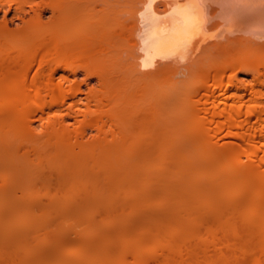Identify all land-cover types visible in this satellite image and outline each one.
<instances>
[{"label": "bare ground", "instance_id": "6f19581e", "mask_svg": "<svg viewBox=\"0 0 264 264\" xmlns=\"http://www.w3.org/2000/svg\"><path fill=\"white\" fill-rule=\"evenodd\" d=\"M234 49L264 0H0V264H264V66ZM74 53L111 133L71 122ZM209 60L178 134L171 82Z\"/></svg>", "mask_w": 264, "mask_h": 264}, {"label": "rangeland", "instance_id": "374dc122", "mask_svg": "<svg viewBox=\"0 0 264 264\" xmlns=\"http://www.w3.org/2000/svg\"><path fill=\"white\" fill-rule=\"evenodd\" d=\"M35 52L36 51H30L29 54H33ZM230 54H231V56L236 55V57H244V54H245L244 58H246V57L257 58L258 60H260V63H259L260 67L264 66V49H259V51L255 50L254 52L253 51H247V53L244 50L241 51L240 49H234ZM69 60L71 62H73L75 65H77L78 66L77 70L80 71L79 78L71 81V83H75V82L76 83L77 82L80 83V85H81V91H80L81 93L80 94L82 96H86L89 93H90L91 96L92 95L94 96V98L92 97L90 99V105L87 108H85L86 116L85 117L84 116L81 117L80 118V122H78V123H74V121H71L73 124H75L73 126L76 127V128H79V127H81L83 125H90V131H89L90 136L99 135L98 128H101L104 132L111 133V129L110 128H111L112 123L109 121V118L107 116L108 114L106 112V110L108 108L105 107L104 105L98 103L97 99H95V97H100V98H104L105 97V95H106L105 94L106 93V83L104 81L98 80L96 77H93L90 80L89 77L85 73V68H87V67H91V68L99 67L97 65V62L96 61H90V57H87V56H85L82 53L71 54L69 56ZM210 62L211 61L209 60V61H207L205 63H202L201 65H198V67L195 68L196 71L192 72L194 70V68H193L192 71H190V72L188 71V72H186L185 74H183L181 76L179 75L178 77L174 78V81L172 80L171 87L174 90H176V94L174 95L172 104H171V106H170L168 111L170 113V117L171 116L173 117V120H174V121H172L173 122L172 124H174L173 126H175L176 130H177V128H179L178 131L171 130L172 133L175 134V135H173V137L171 135L172 138L177 137L176 133L179 132L178 134H180L181 127L183 128V126H185L184 123L188 122L186 120H184L185 122H183L184 118H182V115H181L183 113L185 115L188 106L186 104H184L185 102L181 101L180 97H182L187 90H189L190 88L194 87L196 84L201 82V77H200V75H198V72H200L203 69L208 68V66H209L208 64H210ZM206 64L208 66H206ZM59 72H62V71H59ZM59 74H61V73H59ZM176 79L180 80V82H178ZM152 96H153V94H151V97ZM203 97L204 96H197L194 99V101L191 104H189V105L197 104L199 106H202L203 102H204V98ZM104 103L106 104V102H104ZM181 106L182 107L186 106V107L184 109ZM183 109H184V111H183ZM168 115L169 114H166L165 116L167 117ZM178 115H181V117L180 116L178 117ZM164 117H162V120H164ZM172 117L170 119H172ZM180 118L182 119V121H180L181 120ZM177 119H180V120H177ZM176 120L178 122H182L183 124L181 125V123H176L177 122ZM187 124L188 125L189 124H193V122L186 123V128L189 127ZM145 127H148V126H145ZM145 127H140L138 129L139 131H136L137 133L135 132L136 135L134 134L135 135L134 137L138 138L139 136L142 135V132L144 134L146 132V130H147V128H145ZM142 129H144V130L146 129V130L143 131ZM172 129H174V128H172ZM174 131H176V133H174ZM183 132L184 131L182 130V133ZM133 168L135 169V167H132V169ZM128 170H130V169H128Z\"/></svg>", "mask_w": 264, "mask_h": 264}]
</instances>
